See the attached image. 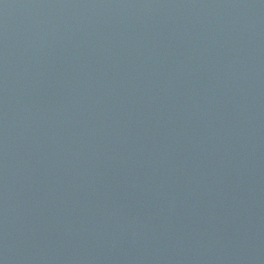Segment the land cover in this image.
<instances>
[{"label": "water", "instance_id": "water-1", "mask_svg": "<svg viewBox=\"0 0 264 264\" xmlns=\"http://www.w3.org/2000/svg\"><path fill=\"white\" fill-rule=\"evenodd\" d=\"M0 264H264V0H0Z\"/></svg>", "mask_w": 264, "mask_h": 264}]
</instances>
